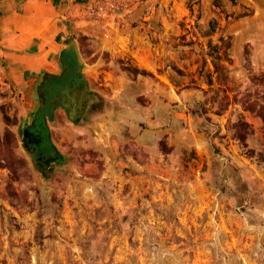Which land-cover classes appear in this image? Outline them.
Wrapping results in <instances>:
<instances>
[{"label": "rangeland", "instance_id": "1", "mask_svg": "<svg viewBox=\"0 0 264 264\" xmlns=\"http://www.w3.org/2000/svg\"><path fill=\"white\" fill-rule=\"evenodd\" d=\"M136 12L128 40L105 38L103 14L68 30L100 100L93 124L48 123L62 162L43 170L21 142L33 94L29 110L1 92L0 264H264V0ZM98 146L104 181L80 168Z\"/></svg>", "mask_w": 264, "mask_h": 264}, {"label": "crops", "instance_id": "2", "mask_svg": "<svg viewBox=\"0 0 264 264\" xmlns=\"http://www.w3.org/2000/svg\"><path fill=\"white\" fill-rule=\"evenodd\" d=\"M157 3L158 0H0V103L4 99L12 100V98L3 97L1 94L3 89H6L10 94L14 93L16 97L24 99L26 108L32 110L33 104H31L30 98L34 86L41 76L57 75L60 72V57L66 47L64 40L73 23L77 24L81 17L92 16L94 13L96 15L103 14L104 18H107L109 26L105 38L111 40V32L114 31L115 39L128 40L123 32L122 27H125L126 23L122 17L130 14L135 8L140 11L136 12L137 14L141 13V9L143 11L146 8L151 10V13L143 20H154L153 14ZM112 9L114 12L111 13ZM115 23L118 24L116 27ZM151 23L152 21L148 25L150 26ZM162 23L164 24V22ZM168 27L165 23V29ZM165 34H168L167 31L164 32ZM57 63L60 66L59 71H57ZM149 65L147 62L140 68L146 69ZM128 86L132 87V85ZM141 86L140 88H144ZM108 99L110 97H107ZM33 111L34 109L32 115ZM21 114L22 111L19 114L20 120L28 118L30 121L32 118V115L27 117L21 116ZM90 120V124L95 122L92 113ZM27 125L29 123L24 127ZM54 127L57 128V126ZM93 136L98 141V137ZM104 153L103 147L98 146L93 149V154H96L99 160L86 162L83 167H80L89 168V172L92 174L90 178L92 180L97 178L94 181H104L105 178L111 177L112 169L115 168L110 157L103 156ZM101 154L102 156H100ZM120 161H117V164H120L121 168L118 165L115 166L121 170L131 164L128 165L129 160L127 162ZM133 168H135V163ZM77 169L79 173L80 170ZM121 170L120 174L123 175V170Z\"/></svg>", "mask_w": 264, "mask_h": 264}, {"label": "flooded vegetation", "instance_id": "3", "mask_svg": "<svg viewBox=\"0 0 264 264\" xmlns=\"http://www.w3.org/2000/svg\"><path fill=\"white\" fill-rule=\"evenodd\" d=\"M66 57L57 75H43L33 90L35 107L29 125L21 132V142L28 153H34L33 163L43 170H47L53 163L62 162L63 157L54 147L48 123L56 118V110L61 109V102L66 100L62 94L65 87L72 95L79 86V76L76 75V65ZM66 115V114H65ZM67 118V117H66ZM40 130V131H39Z\"/></svg>", "mask_w": 264, "mask_h": 264}, {"label": "water", "instance_id": "4", "mask_svg": "<svg viewBox=\"0 0 264 264\" xmlns=\"http://www.w3.org/2000/svg\"><path fill=\"white\" fill-rule=\"evenodd\" d=\"M68 57L76 62V75L79 76V86L74 90L72 95L68 94V89L65 87L62 94L66 96V100L61 102V107L65 110L67 120L74 125H84L91 123L90 114L95 109V105L99 102V96L90 89L87 80L83 76L85 63L80 59V54L76 41L70 37L66 42V47L60 57L61 65ZM32 160H35L34 153L29 154Z\"/></svg>", "mask_w": 264, "mask_h": 264}, {"label": "trees", "instance_id": "5", "mask_svg": "<svg viewBox=\"0 0 264 264\" xmlns=\"http://www.w3.org/2000/svg\"><path fill=\"white\" fill-rule=\"evenodd\" d=\"M218 58H220V57H218ZM213 68H214V71L216 72V73H218V79H219V74H220V72L224 69V67H222L221 65H219L217 62H213ZM139 73H144L145 71H138ZM260 115H262V114H260ZM262 119H264V117L262 116ZM5 120H7V119H5ZM243 126H245L244 124H243ZM239 140L240 141H242V143L243 144H245V137L244 136H240L239 137ZM252 152V151H251ZM253 153V152H252Z\"/></svg>", "mask_w": 264, "mask_h": 264}]
</instances>
